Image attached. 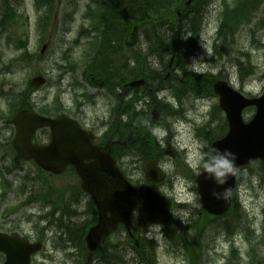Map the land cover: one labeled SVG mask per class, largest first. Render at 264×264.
Masks as SVG:
<instances>
[{"label":"rangeland","instance_id":"obj_1","mask_svg":"<svg viewBox=\"0 0 264 264\" xmlns=\"http://www.w3.org/2000/svg\"><path fill=\"white\" fill-rule=\"evenodd\" d=\"M91 1L92 0H55L54 5L49 11L50 21L47 22L45 16L43 18V20L45 19L43 23L45 25H41L42 23L39 24L40 12L37 7L42 5L41 2L38 0H21L22 4L15 3V6H18L17 8L20 10L15 21L11 20L10 26L6 31L0 25V87L2 83L5 82L2 87V90L5 92L12 90L16 95L20 92L32 93L31 103L34 104L36 110L43 105L47 107L48 104H55L53 101L54 95L57 92H61L59 98L63 104L62 113L79 120L84 126L91 129L96 134L102 135L105 131L107 132L116 125V117L114 114L116 109L122 104H128L131 98L134 97V94L126 95L122 100L117 94H110L107 90L90 84L85 78L84 72L86 67L90 59L94 58L97 53L95 39L93 34H91V25L89 22H83L85 14L90 13L88 5ZM221 3H223V0ZM259 9V14L251 24L242 26L234 36L230 35L229 32L226 33V40L229 44L227 47L223 44L220 49L222 57L215 54L214 61L206 60L205 62L203 56L207 54L202 50L192 63L191 61L188 62L189 68H193L194 66V68L199 69L200 72L212 71L215 74L223 72L222 74L228 77L230 76L238 87H245L252 95L259 96L262 94L264 91V2L261 3ZM107 10L108 8L105 9L106 13ZM224 11V4L222 6V4L220 5V3H217L210 11H207V15L203 22H201L199 28L196 29V33L198 34L202 29V24V31H204V27H207V33L203 39V44L205 47L210 48L211 52L213 51L217 29H219V25L222 23V14ZM1 15L2 11H0V19L2 17ZM91 15L92 12L89 16ZM83 23H85L84 26H82ZM81 26L83 27L82 31L80 30ZM144 27H148V25ZM40 28L44 33L40 34ZM184 29V32L189 30L185 26ZM141 30L143 31V35L139 38H141L142 44L144 46L147 45V47H145L144 54L141 53L140 57L144 56L149 61V70H153L152 68L164 70L165 63L160 64L159 62L160 54L151 55L152 46L147 44L144 35L145 30ZM187 35L188 34H184L185 37H187ZM187 40H184V42ZM26 41L28 42L27 49L30 52L29 55L33 57L32 62H24V60L21 65L13 66V59L20 54L22 51L20 47ZM45 44H48L49 47L42 55L41 49ZM155 49L156 52L160 51L156 47ZM115 55L116 54L111 55L110 53H105L104 61L107 62V59H110L111 65L118 64L119 66H124V62L130 65V58H132L135 63L139 61L141 65H144L146 61V59L144 61L132 52H128L125 55L121 53V56L119 54V56ZM41 56H43V58H41ZM100 59L101 57L99 60ZM247 59H250L252 63L256 65L257 72L247 78L244 84H242L237 75L236 65L237 61L245 63ZM95 63H97V61H95ZM173 71L176 73L174 68ZM39 74L47 75L50 78V82L46 86L34 87L35 89H33L30 87L29 83L33 77ZM129 78L130 76L128 74H124L122 80L125 81ZM112 79L118 83H122L119 77ZM168 94L172 95L171 89H168ZM90 97L93 98L91 101H89ZM215 102V100L211 99L196 100L192 97V100L187 103L188 109L186 113H192L193 119L190 120V124L189 122H187L186 125L182 124L180 129L182 138L180 136L175 138L173 133L169 134L171 142L173 141L172 144L174 143L173 145H176L178 139H182L183 146L186 145L189 148L195 149L194 153L190 154V157H192L191 159H195L197 155V141L201 144L208 145L203 137L197 136V132L203 135L204 131L211 130V127L200 128L207 125L211 118L214 121L212 124L213 126L224 122V113H219V120L212 117L211 111ZM0 111H2L5 116L0 119V150L5 152L8 150L7 142L14 136V127L7 125V122L4 120V118L8 119L9 117V106L7 99L1 96V94ZM250 114H253V112H247L246 117L248 118ZM196 118H200L203 123L196 125ZM172 119L173 118H171V120ZM184 121L186 122V120ZM171 122H175V120ZM41 136L44 137L43 134ZM1 151L0 155H2ZM6 162L7 163H4L1 167H13L10 160L7 159ZM130 162L131 158L126 156L121 161L122 167L128 171V175H130L135 182L144 187L146 185L143 173L144 162L138 161L135 165H129L128 163ZM163 163L168 171L167 179L162 183V189L165 191V194L174 198L175 201H177L175 198L176 193H180L181 199L193 197L197 205L196 207H192L185 203L184 207L177 205L173 206L172 212L177 213L178 216L183 215L185 212L188 213L187 224H183L179 219L174 218L171 214L172 212L169 214V217L176 219L178 222V230L184 233V235L187 234V239L192 241L197 235V233H195L197 226L190 223L191 221L193 222L194 219L199 218V216H202V213H200V198L197 189H195V179L189 173V167L184 164V154L181 152H178L174 159L169 158V156L165 154L163 156ZM25 168L26 171L31 174H39L37 166L35 167L33 163L25 164ZM24 174L25 171L12 170L11 173H5L4 178L8 183L12 184V179L14 176L18 175L20 177L18 182L21 183ZM178 177H183L184 180H187L191 184V187L185 188L184 180L177 179ZM35 181L29 186L32 191L33 189L40 190L45 182V196L48 197L50 201L56 205L62 204L65 209H68L71 215H74L73 212L76 213V210L82 212L80 216L76 215L72 219V221H77L76 224H82L89 220L88 208L90 198L87 195H78L80 180L72 170L53 177L45 173V178L39 177V179ZM52 189L54 191H52ZM3 192L0 179V195H2ZM6 198L7 200L4 202L5 207H3L0 212H10L11 210V206L14 203L13 202L11 205V200L13 199L12 193L8 192ZM16 198H18V196ZM236 198L237 203L234 207L235 210L226 217L209 221V228L205 229V234L203 233L202 240L199 244L193 241L188 246L184 243H179L177 245V243L170 241L169 238H159L160 247L157 249L156 254L158 264H192L189 249H191L196 256L199 254L198 250H196L199 249L198 245H201L200 248H202V253L199 257H195V264H219L221 261L222 264H264V167L261 162H255L241 171L236 190ZM134 199L143 202V198L138 194L134 196ZM76 200L77 202L73 203ZM46 210L48 212L54 210L52 203L45 202V211ZM56 210V214L62 213L61 208ZM48 212H45V214ZM237 212L240 217H238ZM63 213L64 216L62 221L66 224L69 222L70 216L66 215L65 211ZM143 215L144 212H142L141 215L136 213L134 219L140 221ZM56 216L59 217V215ZM0 220H4V218H0ZM149 226H154L153 231H158L156 229L161 228V224L157 222L153 224L138 222L136 224V229L143 233ZM45 228V236L47 237V241L45 242V264L80 263L81 257H79L78 250L75 249L72 252L71 249H65L68 247L70 248V246L64 242V239L62 240L60 237L55 239V234L59 229L54 226L50 227L46 222ZM236 233L240 236L239 244L237 245L239 249H237L238 252L236 251V255L231 254L228 258L227 256L230 255L229 241H231V236ZM223 235L227 237L225 238L227 243L222 241ZM148 239L152 240V235H148ZM55 240H57L58 244L64 245L63 248H55ZM113 241L124 242V235L120 234V236L113 239ZM94 264L106 263L97 260ZM110 264H137V255L133 252V249L130 248V250L126 251L124 263H119V260L114 258Z\"/></svg>","mask_w":264,"mask_h":264},{"label":"water","instance_id":"obj_2","mask_svg":"<svg viewBox=\"0 0 264 264\" xmlns=\"http://www.w3.org/2000/svg\"><path fill=\"white\" fill-rule=\"evenodd\" d=\"M46 48L47 45L42 52ZM32 81L36 85H43L45 78L39 76ZM142 83L143 81H135L131 85L138 86ZM214 90L220 96V105L226 113L229 132L212 147L226 148L233 152L237 157L238 168L256 158L264 159V95L258 99H246L222 81L214 85ZM250 105L257 106V114L249 124H245L242 111ZM14 122L17 126L14 147L21 157L35 159L45 170L56 174L62 173L68 164H73L83 180V189L96 199L100 221L87 236L90 250L89 264L94 251L100 248L103 237L114 231L118 222L121 221L130 228L132 204L129 196L133 187L115 167L114 160L93 145V136L81 129L74 120L68 117L50 118L22 110L16 115ZM41 127L50 128L51 142L45 146H34L32 136L36 129ZM86 159L93 161L87 164ZM155 165L154 161L147 164V177L149 180L160 181L163 179V174L155 168ZM205 175L201 174L197 179L202 206L211 214L223 215L231 206V194L235 187L236 176L225 185L228 188L227 202H225L213 198L211 195L213 189L216 191L222 189L206 179ZM145 205L150 216L156 217L169 209L170 202L159 192L157 186L152 185L145 190ZM107 209L112 213L111 218L105 217ZM36 249L37 246L20 248L17 252L9 251L6 264H28L30 253Z\"/></svg>","mask_w":264,"mask_h":264},{"label":"trees","instance_id":"obj_3","mask_svg":"<svg viewBox=\"0 0 264 264\" xmlns=\"http://www.w3.org/2000/svg\"><path fill=\"white\" fill-rule=\"evenodd\" d=\"M17 1L18 0L0 1V11H2L0 25L3 29H5V31L10 26L11 20L15 21L17 17V10L14 7V3ZM38 1L40 2V0ZM41 1L42 5L39 7H45V9L48 8L42 15L39 16V24L42 23L41 25H45L43 24L45 21L43 18L45 16L47 22L50 21L49 11L54 5L55 0ZM187 1L188 0H99L97 10L93 12V18L96 23L92 25L95 32H97V39L95 41L97 53L92 59L94 63L92 62V64L85 70L87 80L90 81L92 77H95L98 81L104 80L105 86L111 87L114 82V80L112 82V78H123L125 74L122 68L123 65H111L110 59H107V62H105L104 54H116L115 56L119 54L121 56V53H123L127 47L132 48L134 44L138 42V37L143 35V31L141 30L143 29L145 30L144 35L147 44L152 46V56L159 53V61L161 64L165 63V67L170 64L171 58L174 57L173 64L177 65L178 71L181 72L185 78L184 81L177 80V84L181 83L183 86L188 85L199 95H214L212 86L216 79L206 75H194L188 72L184 65L186 61L185 57L192 53L194 51V47L197 45L196 40L198 39L199 33H196V29L199 28L200 23L203 20L204 7L207 0H193V7L191 8L185 7V3ZM106 8H108L107 13L105 12ZM178 11H181L182 13L180 22ZM146 25H148V27H144ZM184 26L189 29L187 32L190 33V40L187 43H182L181 38L187 33L183 31L185 30ZM41 32L44 33V31ZM27 43L28 42L26 41L21 45L20 49H22V51L16 58L13 59V66L21 65L24 60V62H32L33 57L29 55L30 52L27 49ZM155 47L160 51L156 52ZM100 57L101 59L99 60ZM95 61H97V63H95ZM144 65V73L147 74L148 78L150 75L149 70L146 68L148 65L147 63ZM251 73H255V69L253 67L241 69L242 80H244V77H247ZM180 75L181 74H177V77L181 78ZM110 77L111 81L108 80ZM28 94L29 93H24L23 96L19 95L18 101H20L19 104H21V107H30V102L27 99ZM57 101L58 100L55 101V104L52 103L51 105H47V107L45 106V111L41 112L45 114L58 113L61 110V107L57 104ZM131 127L132 131L140 128L145 129V127H143V123L138 118L135 119ZM130 130L131 129L126 130L120 126L119 131L115 132V135L118 137H109V139L111 141L118 139L119 141L128 142L127 135ZM144 131L145 130H143L140 134ZM109 134L110 133H108L107 136H109ZM135 136L136 134H133L131 141L128 142L129 145L132 144L131 142L134 141L132 138ZM143 143L154 146V141H152L151 136H149L148 133H145ZM117 148L122 150L123 147L115 145L113 150ZM200 213H202V216H199V218L194 219L193 222L191 221L190 223L197 226V235L192 241L187 239V234L184 235V233L178 230L179 224L176 219L169 216H166L164 221V232L166 236L169 237L170 241H173V243H184L188 246L195 241L194 243L199 244L205 230L204 224H208L210 220L209 215L204 211L201 210ZM62 227L71 237L72 241H79L78 247L83 250V253L87 254L84 241H82L81 238L82 228H79L77 224H64ZM189 252L193 253L191 249H189ZM199 254H201V249ZM140 255L143 261H145L146 258L150 259V253L148 251L141 250ZM151 264H155V262H152Z\"/></svg>","mask_w":264,"mask_h":264},{"label":"flooded vegetation","instance_id":"obj_4","mask_svg":"<svg viewBox=\"0 0 264 264\" xmlns=\"http://www.w3.org/2000/svg\"><path fill=\"white\" fill-rule=\"evenodd\" d=\"M7 144V151L2 152L0 150L2 152L0 160H10L15 166V171H25V174L21 183L18 182L20 177L16 175L12 179V184L9 185L11 188L9 193L11 192L13 196L11 205L14 203L11 206L10 212H0V218H4V220H0V231L9 236H19L29 242H45V182L40 190L33 189L32 191L29 187L30 184L39 178L38 175L27 172L25 164L33 163L35 167L37 165L34 164L33 160L24 162L22 158L17 156L12 142L9 141ZM5 170L8 172L10 168L6 167ZM41 175L45 177V172L42 171ZM1 196L0 211L5 207L4 202L7 200V198L6 200L2 199ZM17 196L18 198H16ZM38 255L39 253L32 256V261ZM5 261L6 254L0 251V264H3Z\"/></svg>","mask_w":264,"mask_h":264},{"label":"clouds","instance_id":"obj_5","mask_svg":"<svg viewBox=\"0 0 264 264\" xmlns=\"http://www.w3.org/2000/svg\"><path fill=\"white\" fill-rule=\"evenodd\" d=\"M184 40H187L190 37H181ZM203 52L207 55H212L211 49L201 44ZM259 94V93H258ZM158 99L164 100L165 103L170 104L173 108H178V104L175 98L169 95L167 92H160L157 94ZM188 119H193L192 113H186ZM203 121L200 118L195 119V124L200 125ZM180 127H182V122L176 121L173 124V131L176 132V135H180ZM153 134L157 135V139L160 142L161 147H166L164 143L167 137V130H162L159 128L152 129ZM198 144V151L195 159H190L187 156L189 149L185 148L182 143V139H178L176 143V147L179 151H183L186 153L185 163L195 172L196 175L206 174L205 178L211 180L217 188L222 189V191H216L213 189L211 195L216 200H224L227 202V193L228 188L225 185L228 184V181L234 178L237 175L238 166H237V157L236 155L231 152L229 149H221L215 147H209L206 144H201L197 141ZM174 170V169H173ZM177 179L184 180L183 177H178ZM185 188H190L191 184L184 180ZM175 198L177 203H186L191 205L192 207H196L197 205L194 202L193 197H188L187 199H181L180 193L175 194ZM172 216L176 219H179L183 224L188 223V213L185 212L183 215H177V213L172 212ZM154 226H149V234L153 230ZM158 230V228L156 229ZM222 264V261L219 262Z\"/></svg>","mask_w":264,"mask_h":264}]
</instances>
